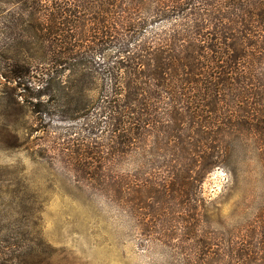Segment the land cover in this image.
Here are the masks:
<instances>
[{
  "label": "trees",
  "instance_id": "1",
  "mask_svg": "<svg viewBox=\"0 0 264 264\" xmlns=\"http://www.w3.org/2000/svg\"><path fill=\"white\" fill-rule=\"evenodd\" d=\"M46 1H3L14 7L0 13L6 120L27 100L49 116V133L62 131L51 163L81 193L139 211L149 241H182L176 264H264V227L255 243L203 232L224 205L203 194L215 171L228 192L264 185V0ZM14 246L0 264L20 257Z\"/></svg>",
  "mask_w": 264,
  "mask_h": 264
},
{
  "label": "rangeland",
  "instance_id": "2",
  "mask_svg": "<svg viewBox=\"0 0 264 264\" xmlns=\"http://www.w3.org/2000/svg\"><path fill=\"white\" fill-rule=\"evenodd\" d=\"M3 1L0 13L14 8ZM17 11L28 19L26 8ZM6 86L0 79V97ZM18 98L22 97L18 94ZM30 102H25L22 116L8 120L0 103V247L16 244L12 249L20 257L14 264H176L185 256L178 247L182 241H149L143 232V216L136 209L125 216L103 200L75 189L62 164L49 159L55 133L58 136L62 131L49 133V116L32 115ZM9 120H16L19 127L18 140L12 142H6ZM229 179V174L217 170L204 184V196L224 201V205L220 215H211L203 232L221 245L239 235L253 236L245 241H261L262 181L259 177L244 179L228 192ZM261 255L264 259V252Z\"/></svg>",
  "mask_w": 264,
  "mask_h": 264
}]
</instances>
